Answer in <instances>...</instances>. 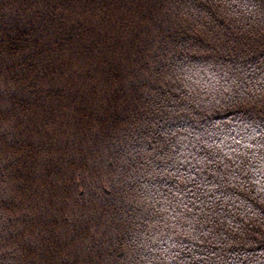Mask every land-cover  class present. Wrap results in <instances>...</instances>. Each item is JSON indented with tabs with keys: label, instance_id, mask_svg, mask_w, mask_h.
I'll use <instances>...</instances> for the list:
<instances>
[{
	"label": "trees",
	"instance_id": "trees-1",
	"mask_svg": "<svg viewBox=\"0 0 264 264\" xmlns=\"http://www.w3.org/2000/svg\"><path fill=\"white\" fill-rule=\"evenodd\" d=\"M0 264H264V0H0Z\"/></svg>",
	"mask_w": 264,
	"mask_h": 264
}]
</instances>
